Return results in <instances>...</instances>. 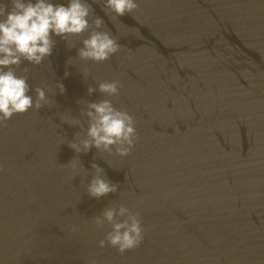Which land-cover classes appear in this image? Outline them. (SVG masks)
Returning a JSON list of instances; mask_svg holds the SVG:
<instances>
[{"label": "water", "instance_id": "water-1", "mask_svg": "<svg viewBox=\"0 0 264 264\" xmlns=\"http://www.w3.org/2000/svg\"><path fill=\"white\" fill-rule=\"evenodd\" d=\"M87 2L90 21L101 17L121 48L83 62L87 33L70 38L73 47L53 37L44 63L16 69L55 104L0 126V264H264V0H137L123 17ZM111 80L119 96L88 95ZM101 99L136 121L127 157L69 147L83 131L59 115L79 118L77 101ZM74 158L86 171L72 172ZM92 163L119 185L115 194L89 197ZM120 205L144 230L124 254L99 248L111 228L93 223Z\"/></svg>", "mask_w": 264, "mask_h": 264}, {"label": "clouds", "instance_id": "clouds-1", "mask_svg": "<svg viewBox=\"0 0 264 264\" xmlns=\"http://www.w3.org/2000/svg\"><path fill=\"white\" fill-rule=\"evenodd\" d=\"M104 6L118 17L132 13L138 8L137 0H103ZM93 9L87 0H67V6L54 4L52 0H0V126L14 115H23L30 110L39 111L44 106L52 107L54 100H49L46 86L32 88L27 75H17L16 69L26 61L32 66H40L53 52L59 37L67 42L70 38H86L80 40L81 47L76 58L83 62L103 63L116 55L121 48L118 40L104 30V20L93 15ZM73 64V58L67 62ZM25 73L28 72L24 68ZM87 80L90 72L84 68L81 72ZM68 73L65 72V77ZM60 94L65 92L63 83H57ZM98 91L105 97H117L120 84L117 80L100 81L97 87L89 86L88 95ZM34 93V95L32 94ZM82 105L79 118L68 119L60 114L62 122L69 126L79 127L83 135L76 133L69 147L75 153L87 154L92 148L98 152L127 157L131 154L137 141L136 121L125 109L114 106L111 99L96 102L77 101ZM71 113V111H67ZM86 120L84 130L81 123ZM73 173L86 171L78 158L69 163ZM94 175L87 184L86 191L91 198L97 200L115 194L119 185L107 179L104 170L92 163ZM0 171L3 167L0 166ZM97 228L110 226L104 239L99 240L98 247L110 246L120 254L138 248L144 239L142 220L138 213L120 205L106 207L101 215L93 218ZM79 231L78 227L72 228Z\"/></svg>", "mask_w": 264, "mask_h": 264}]
</instances>
